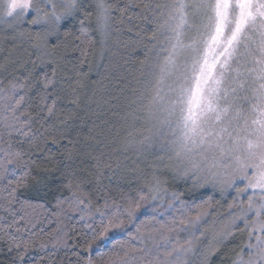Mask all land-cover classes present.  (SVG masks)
Wrapping results in <instances>:
<instances>
[{"label":"snow or ice","instance_id":"snow-or-ice-1","mask_svg":"<svg viewBox=\"0 0 264 264\" xmlns=\"http://www.w3.org/2000/svg\"><path fill=\"white\" fill-rule=\"evenodd\" d=\"M112 7L107 0H95L102 43L109 35ZM144 7L158 13L154 32L157 44L127 102L124 148L143 149L159 143L162 151L171 153L177 165H182L181 174L195 184H210L221 193L234 189L229 214L214 230L205 262L224 241L239 233L246 234V239L232 264H264V0H165L155 9L148 4ZM30 13L34 15L29 23L44 26L36 39L45 45L62 20L77 13L91 15L81 0H0V21L22 22ZM80 35L89 45L94 43L83 27ZM82 52L86 54L87 49ZM45 81L41 100L46 102L52 95L48 87L53 81L48 77ZM24 87L10 82L7 90L0 88V111L4 113L0 115V181L6 180V187L15 186L9 192V203L15 199L16 188L27 183L34 163L24 159L25 153L15 148L12 139L13 133L34 135L31 115L24 108L25 96L20 94ZM55 103L53 100L45 105L49 113ZM5 132L7 140H3ZM158 186L156 180L150 191ZM69 187H73L71 182ZM75 188L79 190V182ZM147 198V194H140L139 199L130 197L122 204L105 201L94 210L91 201L85 202L75 194L69 199L71 209L80 212L82 219L99 217V231L93 228L85 242L84 250L89 255L84 264H114L111 256L104 259L106 253L99 254V261L94 260L93 245L108 240L111 230L126 227V221L132 224ZM173 198L179 200L175 193ZM180 204L178 218L159 220L153 216L141 221L136 226L141 234L134 236L139 247L120 242L123 256L117 253L115 264H188L187 256L199 239L196 231L209 212L207 201ZM142 226L149 229L146 235L141 232ZM189 228L193 231L181 240L179 232ZM31 243L20 240L16 247L23 246L26 252ZM25 252H20L21 259Z\"/></svg>","mask_w":264,"mask_h":264},{"label":"trees","instance_id":"trees-1","mask_svg":"<svg viewBox=\"0 0 264 264\" xmlns=\"http://www.w3.org/2000/svg\"><path fill=\"white\" fill-rule=\"evenodd\" d=\"M164 2L107 0L113 6L112 18L103 43L97 31L93 0L81 1L91 15L77 13L74 18L62 20L47 45L42 40L34 41L36 31L32 29L19 39L3 37V24L0 25V88L7 90L10 82L25 85L20 94L25 96L24 108L31 115L34 133L29 137L13 133L15 148L25 153V160L34 163L30 167L32 175L16 188L11 203L9 192L15 186L6 187L7 181H0V264H84L89 255L84 250L85 242L91 238L93 228L99 231V217L82 219L80 212L73 211L69 199L74 194L85 202L91 201L94 210L105 201L112 205L114 201L122 204L130 197L139 199L152 182L159 181L158 188L165 199L160 209L139 208L132 224L126 221V227L117 228L116 235L93 245L94 260L99 261V254L106 253L104 259L111 256L114 264L117 253L123 256L120 242L139 247L134 236L141 234L136 230L141 221L153 216L159 220L178 218L180 201L189 205L207 201L205 207L210 214L227 212L230 194L220 197L208 190L196 191L165 168L160 170L161 158L154 146L125 149L123 145L128 99L157 44L154 32L158 13L144 6L155 9L157 3ZM81 27L93 44L83 40ZM45 77L53 81L48 87L52 95L46 102L41 100ZM53 100L55 108L49 113L45 105H51ZM7 139L5 132L3 140ZM76 182L80 183L79 190ZM174 193L179 200L173 198ZM13 221L14 226L6 227ZM192 230L179 232V238L187 239ZM148 231L147 226H142L143 234ZM20 240L32 241L26 252L23 246L16 247ZM232 241L233 237L224 241L205 264H232ZM146 243L151 245V241ZM20 252H25L23 259ZM187 261L196 264L188 257Z\"/></svg>","mask_w":264,"mask_h":264},{"label":"rangeland","instance_id":"rangeland-1","mask_svg":"<svg viewBox=\"0 0 264 264\" xmlns=\"http://www.w3.org/2000/svg\"><path fill=\"white\" fill-rule=\"evenodd\" d=\"M82 1V0H81ZM95 2V0H93ZM34 15V13H30L26 16V18L24 19V21L22 22H14V23H5L3 21H0V25L3 24V26H1V34L3 37L8 36H13L17 39L24 37L26 33H28L31 29L36 31V33L38 31H41L43 29V25H33L31 23H29V21L32 19V16ZM36 33L34 34V41L37 40L36 39ZM41 41V40H39ZM155 53V52H154ZM154 55V54H153ZM151 62V61H150ZM161 141L163 140V137L160 138ZM153 146L156 148L155 150H157V153L160 155H157L159 158H161V162L158 165L159 169L162 170L163 168H165L167 171H169V173L173 176H176L178 178H180L181 180H184L185 182H187L188 184L191 185V188L196 190V191H210L214 194L219 195L220 197L223 196H231V202L228 203V206L230 203L233 202V197L236 195V192L234 189H228L227 191L221 193L220 189L218 187H213L210 184H195L193 182V180L189 179L187 176H184L181 174V171L179 170L182 165H177V163L175 162V158L172 156L171 153H168L166 151H162L160 148V144L154 142ZM155 184V182H152L150 188H152V186ZM160 190L159 188L154 189L152 191H150V189L148 190V192H146L148 198L143 200L141 202V207L140 210H146L149 208H158L160 209V205L161 202L164 201L162 198L163 196L160 194ZM155 196L156 199H152L151 197ZM227 199V198H226ZM225 199V200H226ZM236 209H232V211H235ZM209 212V211H208ZM229 214V207L227 212H225L224 214H219L218 212L214 211V214H209L207 216H205L202 220V222L199 225V230L196 231V236L199 238L197 240V242L194 244V250L192 253H190L187 257L190 259H193V261L196 264H205V252L206 249L209 245V241L212 240L213 238V234H214V230L218 229L221 226V222L222 219L224 217H226ZM242 226V225H241ZM193 231V230H192ZM119 232V230L113 229L108 233V236L111 237L113 235H116ZM201 233H203V236H201ZM234 241H232V245L235 246V253L238 251V246H240L244 240L246 239V234H239L237 233V235L235 234V236H233ZM216 252V251H215ZM234 253V254H235Z\"/></svg>","mask_w":264,"mask_h":264}]
</instances>
